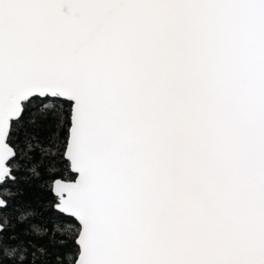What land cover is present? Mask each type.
Here are the masks:
<instances>
[{
	"label": "snow or ice",
	"instance_id": "snow-or-ice-1",
	"mask_svg": "<svg viewBox=\"0 0 264 264\" xmlns=\"http://www.w3.org/2000/svg\"><path fill=\"white\" fill-rule=\"evenodd\" d=\"M0 264H264V0H0Z\"/></svg>",
	"mask_w": 264,
	"mask_h": 264
}]
</instances>
